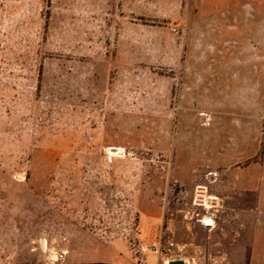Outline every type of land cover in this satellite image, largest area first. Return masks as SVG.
<instances>
[{"label": "rangeland", "instance_id": "374dc122", "mask_svg": "<svg viewBox=\"0 0 264 264\" xmlns=\"http://www.w3.org/2000/svg\"><path fill=\"white\" fill-rule=\"evenodd\" d=\"M195 11L0 0V264L120 241L142 264L247 263L256 197L237 181L263 157L264 77L228 61ZM198 185L223 201L210 233L190 220Z\"/></svg>", "mask_w": 264, "mask_h": 264}, {"label": "crops", "instance_id": "0c3cea01", "mask_svg": "<svg viewBox=\"0 0 264 264\" xmlns=\"http://www.w3.org/2000/svg\"><path fill=\"white\" fill-rule=\"evenodd\" d=\"M192 2L195 12L199 13L201 18L198 28L202 31V36L214 41L212 43L216 46L223 45L230 62H257L256 76L264 77V0H192ZM226 180L229 183L233 182L231 178ZM237 184L242 191L254 193L256 197L251 255L246 264H264L258 262L256 258V255L264 254V150L262 159L241 168ZM115 244L117 245L109 247V254H99L91 258L82 255L80 259L74 260L66 252V263L138 264L139 260L136 257L129 261L131 251L123 242Z\"/></svg>", "mask_w": 264, "mask_h": 264}, {"label": "built area", "instance_id": "2783aa9c", "mask_svg": "<svg viewBox=\"0 0 264 264\" xmlns=\"http://www.w3.org/2000/svg\"><path fill=\"white\" fill-rule=\"evenodd\" d=\"M177 32L176 29H173ZM210 175L216 176L214 172H210ZM192 206L195 208L192 210L190 220L194 224L205 229L208 233L214 231L218 223V214L220 209L223 206V201L217 195L209 194L207 185H198L195 188V194L192 199ZM173 242L169 243V246L172 247ZM65 251H59V253H53L51 255L54 260H61L64 258ZM138 264H142V261H139Z\"/></svg>", "mask_w": 264, "mask_h": 264}, {"label": "water", "instance_id": "95a60500", "mask_svg": "<svg viewBox=\"0 0 264 264\" xmlns=\"http://www.w3.org/2000/svg\"><path fill=\"white\" fill-rule=\"evenodd\" d=\"M169 264H184L182 260H177V261H170Z\"/></svg>", "mask_w": 264, "mask_h": 264}, {"label": "bare ground", "instance_id": "6f19581e", "mask_svg": "<svg viewBox=\"0 0 264 264\" xmlns=\"http://www.w3.org/2000/svg\"><path fill=\"white\" fill-rule=\"evenodd\" d=\"M64 253L66 254V251Z\"/></svg>", "mask_w": 264, "mask_h": 264}]
</instances>
